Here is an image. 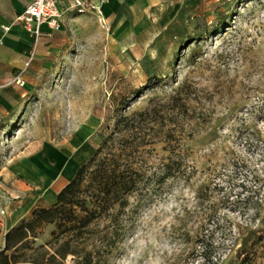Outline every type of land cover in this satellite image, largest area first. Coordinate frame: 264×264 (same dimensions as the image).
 I'll list each match as a JSON object with an SVG mask.
<instances>
[{
	"label": "rangeland",
	"instance_id": "374dc122",
	"mask_svg": "<svg viewBox=\"0 0 264 264\" xmlns=\"http://www.w3.org/2000/svg\"><path fill=\"white\" fill-rule=\"evenodd\" d=\"M104 1L66 11L60 30L32 39L25 83L8 84L20 92L0 119V169L47 150L58 168L77 155L83 164L118 116L148 111L138 160L155 171L181 156L182 171L151 183L138 206L130 198L126 230L102 264H202L210 255L208 264H264V0H212L178 13L123 3L104 12ZM8 178L0 175V209L35 194L36 206L51 203ZM82 190L31 233L29 258L64 239L57 222L81 214Z\"/></svg>",
	"mask_w": 264,
	"mask_h": 264
},
{
	"label": "trees",
	"instance_id": "16d2710c",
	"mask_svg": "<svg viewBox=\"0 0 264 264\" xmlns=\"http://www.w3.org/2000/svg\"><path fill=\"white\" fill-rule=\"evenodd\" d=\"M139 115L140 118L134 114L118 116L93 154L57 192L55 202L47 207L33 208L27 217L7 230L0 248V264H49L50 261L63 264L67 256H71L72 264L103 263L102 253L111 251L126 230L130 198L135 195L138 206L140 198L151 197V183L166 181L182 171L184 158L176 155L170 156L160 170L143 168L138 158L146 138L137 136V129L142 121L148 120V111ZM113 133L118 134L115 137ZM81 188L84 191L81 214L60 216L57 222L58 227L65 229L64 239L47 257L45 251L29 258L28 237L44 221H54L63 205L77 196ZM211 257L202 264H208Z\"/></svg>",
	"mask_w": 264,
	"mask_h": 264
},
{
	"label": "crops",
	"instance_id": "0c3cea01",
	"mask_svg": "<svg viewBox=\"0 0 264 264\" xmlns=\"http://www.w3.org/2000/svg\"><path fill=\"white\" fill-rule=\"evenodd\" d=\"M29 1L0 0V62H4L6 65L4 68H0V119L4 112L11 110L16 105V98L20 92L18 85L8 84L16 83L14 80L16 77L23 78L25 83V78L21 76V69L28 52L31 50L33 37L27 29L15 23L14 18ZM210 1L212 0H106L102 3V9L104 12H108L123 3L126 8L139 13H146L150 9L163 7L175 8L177 13L179 11L193 12L199 7L207 5ZM58 4L61 9L65 10L69 6V0H58ZM42 27L44 30L47 29L45 25ZM2 133L0 131V134ZM17 157L11 158L10 161H13V164L8 170L7 167L0 169V175L10 176L8 178L9 183L19 191H29V189L34 188L36 193H40L43 195L42 197L51 202L49 205L55 202L53 200H56L57 192L73 178L81 164L73 158L58 168L55 165L51 150H47L45 157L39 161L29 157L24 162H20L16 160ZM22 177L27 179H22ZM40 177H42L41 180ZM32 179H36L38 184L28 182ZM39 197V194H35L26 205H22V201H17L14 202L15 204L12 203L8 210L3 208L4 214H0V229L6 228L7 230L13 227L33 208L49 206H36L35 201Z\"/></svg>",
	"mask_w": 264,
	"mask_h": 264
},
{
	"label": "built area",
	"instance_id": "2783aa9c",
	"mask_svg": "<svg viewBox=\"0 0 264 264\" xmlns=\"http://www.w3.org/2000/svg\"><path fill=\"white\" fill-rule=\"evenodd\" d=\"M88 1L69 0V6L64 10L60 8L58 0H30L24 9L16 14L14 22L27 29L34 40H37L43 33L62 28L65 11H83L88 8L86 7ZM102 20L104 21L103 18ZM43 25L46 26V30L43 29ZM14 80L20 85L24 84V79L21 77H16ZM0 214H4L3 209H0Z\"/></svg>",
	"mask_w": 264,
	"mask_h": 264
},
{
	"label": "bare ground",
	"instance_id": "6f19581e",
	"mask_svg": "<svg viewBox=\"0 0 264 264\" xmlns=\"http://www.w3.org/2000/svg\"><path fill=\"white\" fill-rule=\"evenodd\" d=\"M82 157H83V156H80V155L78 156V155H77V157H75V160H76L77 162H80V160H81Z\"/></svg>",
	"mask_w": 264,
	"mask_h": 264
}]
</instances>
